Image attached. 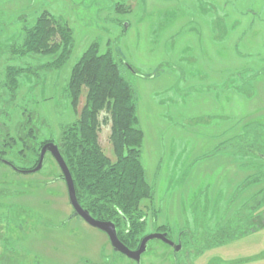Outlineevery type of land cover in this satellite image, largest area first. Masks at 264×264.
I'll use <instances>...</instances> for the list:
<instances>
[{
  "label": "rangeland",
  "instance_id": "1",
  "mask_svg": "<svg viewBox=\"0 0 264 264\" xmlns=\"http://www.w3.org/2000/svg\"><path fill=\"white\" fill-rule=\"evenodd\" d=\"M46 11L72 28V52L59 70L22 74L13 98L4 86L8 66L38 67L56 57L8 51ZM95 42L137 91L141 160L154 192L142 203L144 236L165 229L184 249L175 262L172 246L152 239L141 262L133 261L104 231L73 216L50 153L35 173L7 163L29 167L34 159L9 153L0 164V264H264V206L257 205L264 188V0H0V128L16 137L29 116L38 141L59 139L85 104V88L75 106L67 87ZM99 119V143L115 160L109 112ZM247 131L259 140L252 154L217 152ZM226 224L232 239L208 244Z\"/></svg>",
  "mask_w": 264,
  "mask_h": 264
},
{
  "label": "trees",
  "instance_id": "2",
  "mask_svg": "<svg viewBox=\"0 0 264 264\" xmlns=\"http://www.w3.org/2000/svg\"><path fill=\"white\" fill-rule=\"evenodd\" d=\"M73 44V30L69 24L47 11L43 12L33 26L26 28L23 41L12 44L8 51L13 58H23L28 54L56 57L38 67L8 66L4 73L5 88L14 98L21 86L22 74H32L38 69H61L72 52ZM98 47L95 42L84 52L73 67L68 82L67 94L75 106L83 89L87 90L80 116L63 126L59 139L38 141L40 129L32 123L34 118L29 116L24 118L16 130V137L10 135L11 130L7 126H2L0 138L5 139L3 143L0 141V164L5 163L10 153L21 161L28 157L34 159L29 167L15 166L13 160L6 159L16 169L31 170L39 160L43 145L56 143L72 175L80 205L95 219L114 222L119 239L129 248L136 249L146 229V214L142 203L145 199H154L153 186L147 180L141 160L144 132L137 126V91L124 77L113 55L110 52L99 53ZM102 111L110 114V140L115 160L104 152L99 143V118ZM243 135L222 142L216 147L217 152L230 149L233 154L247 155L242 150L253 152L259 142L257 135L253 131ZM61 176L63 178V173ZM1 192L6 193L4 189ZM259 192L263 198L257 205L264 206V188ZM255 213L258 216L260 212ZM233 234L232 225L226 224L217 233L208 236L206 242L225 244L232 239ZM202 251L198 249L195 253L200 255Z\"/></svg>",
  "mask_w": 264,
  "mask_h": 264
},
{
  "label": "water",
  "instance_id": "3",
  "mask_svg": "<svg viewBox=\"0 0 264 264\" xmlns=\"http://www.w3.org/2000/svg\"><path fill=\"white\" fill-rule=\"evenodd\" d=\"M47 153H50L55 160L57 161L59 167L62 170L63 173V178L66 181L67 187H68V194H69V201L71 206L74 209L73 216H80L82 217L88 224L91 226L98 228L102 231H104L108 237L109 240L115 249V251L120 252L124 255H126L128 258L135 260L136 262L140 263L142 259V255L147 251L148 243L152 239H161L166 243H169L170 245L174 246V250L176 252L180 251L181 249V244L179 243L176 245L174 242L169 240L164 233H152L147 236H145L138 249L132 250L128 248L118 237L117 233V227L114 222L112 221H100L92 217L90 212L86 209H84L77 198L74 182L72 175L70 173L69 168L67 167L61 153L59 150V147L56 143L54 142H49L46 143L40 152V159L37 164V166L31 170H20L17 169L20 172L23 173H35L38 172L42 169L44 162H45V156ZM8 163V162H7ZM9 164V163H8ZM16 169V168H15Z\"/></svg>",
  "mask_w": 264,
  "mask_h": 264
},
{
  "label": "flooded vegetation",
  "instance_id": "4",
  "mask_svg": "<svg viewBox=\"0 0 264 264\" xmlns=\"http://www.w3.org/2000/svg\"><path fill=\"white\" fill-rule=\"evenodd\" d=\"M145 219H146V217H145ZM117 233H118V230H117ZM155 233H164V234H166V236H167V238L169 239V240H171L172 238H171V236H170V233H169V231H167V230H165V229H162V230H158L157 232H155ZM152 234V233H151ZM119 237V236H118ZM145 236H144V234L142 235V237H141V240H140V244H141V241H142V239L144 238ZM172 241V240H171ZM183 239H179V240H177V243L176 242H174V241H172V242H174L176 245H178L179 243L180 244H182L181 245V248L182 249H180V250H183L184 249V246H183ZM140 244H139V246H140ZM169 244V243H168ZM170 245V244H169ZM170 246H172V245H170ZM128 247V246H127ZM129 248V247H128ZM139 248V247H138ZM138 248H136V249H138ZM172 248H173V250H174V246H172ZM131 249V248H130ZM136 249H132V250H136ZM179 252V251H178ZM174 259H175V262H177V260H178V257H177V252L174 250ZM133 260V259H132ZM133 261H135V260H133ZM136 262V261H135Z\"/></svg>",
  "mask_w": 264,
  "mask_h": 264
}]
</instances>
